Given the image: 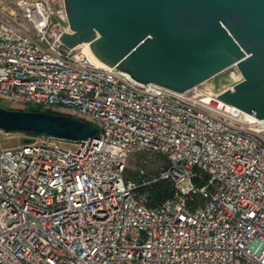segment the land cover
<instances>
[{
    "label": "built area",
    "instance_id": "1",
    "mask_svg": "<svg viewBox=\"0 0 264 264\" xmlns=\"http://www.w3.org/2000/svg\"><path fill=\"white\" fill-rule=\"evenodd\" d=\"M63 31V0H0V101L97 128L0 144V264H264V118L216 97L236 64L222 90L178 93L96 65ZM138 151L166 157L152 181L172 198L148 206L125 180Z\"/></svg>",
    "mask_w": 264,
    "mask_h": 264
},
{
    "label": "water",
    "instance_id": "2",
    "mask_svg": "<svg viewBox=\"0 0 264 264\" xmlns=\"http://www.w3.org/2000/svg\"><path fill=\"white\" fill-rule=\"evenodd\" d=\"M71 48L143 85L183 93L236 64L242 79L218 100L264 118V0H63ZM0 130L76 141L97 136L78 118L0 107ZM30 138L24 139L26 144Z\"/></svg>",
    "mask_w": 264,
    "mask_h": 264
},
{
    "label": "trees",
    "instance_id": "3",
    "mask_svg": "<svg viewBox=\"0 0 264 264\" xmlns=\"http://www.w3.org/2000/svg\"><path fill=\"white\" fill-rule=\"evenodd\" d=\"M0 107H3V106L0 104ZM4 108H6V107H4ZM24 110L42 111V112L53 113V114H63V113H59V112L52 111L49 109H43L40 107L26 108ZM63 115H65V114H63ZM21 133H24V134L29 135V136L40 135V134H34L32 132H21ZM144 152H146V151H138V152L134 153L136 160L138 161V164H144L143 163L145 160ZM151 154H154L153 160H152V162H150L151 165H154V167L151 168V170H150L151 172L145 171V173H144V171L142 169H138V171L132 172L128 169H125L124 178L126 181H133V182L135 181V182L140 183L141 178L143 176H145V175L157 176L161 170L165 169L168 166V161L163 154H160V153H151ZM196 183L201 184L200 182H197V181H196ZM137 193L139 195H143V197L145 198V203L148 206H154V205H158V204L162 203L163 201H165L167 199L172 198L174 196V193H175V188H174L173 183L170 180L159 179V180H156L154 182H150L149 184H145V185L139 184V186L137 188Z\"/></svg>",
    "mask_w": 264,
    "mask_h": 264
},
{
    "label": "rangeland",
    "instance_id": "4",
    "mask_svg": "<svg viewBox=\"0 0 264 264\" xmlns=\"http://www.w3.org/2000/svg\"><path fill=\"white\" fill-rule=\"evenodd\" d=\"M229 74H230V70H224L221 73H219L218 75H216L213 78L206 81V83L203 86H205L207 88H212L214 91H216L219 89V87H221L222 85H225L229 81ZM0 104L3 107H6L8 109L20 108V107H15V105H13L12 103L6 102V101H1ZM28 138H30L29 135H26V134L21 133V132L5 133V132L0 130V144L2 146H7V147L8 146H16V145L21 144L24 139H28ZM144 154H145V160L143 162L144 164H138V161L136 160L135 154H133L127 160L126 169H128L132 172H136V171H138V169H142L144 171V173H145V171L151 172L150 170H151V168L154 167V165H151L150 162H152L154 154H151V152H148V151L144 152ZM154 177H157V176L145 175L141 178L140 183L135 182V181L134 182L137 184H140V185H145V184H149L150 182H154V181H152V179ZM141 196H143V195H141Z\"/></svg>",
    "mask_w": 264,
    "mask_h": 264
},
{
    "label": "bare ground",
    "instance_id": "5",
    "mask_svg": "<svg viewBox=\"0 0 264 264\" xmlns=\"http://www.w3.org/2000/svg\"><path fill=\"white\" fill-rule=\"evenodd\" d=\"M88 44L87 43H83L81 44V47L83 48V51L89 56V58L98 66H105L104 64L100 63L98 60H96L92 55L91 53L89 52V49H88ZM206 83V82H205ZM209 83V82H208ZM227 84V83H226ZM225 84V85H226Z\"/></svg>",
    "mask_w": 264,
    "mask_h": 264
},
{
    "label": "crops",
    "instance_id": "6",
    "mask_svg": "<svg viewBox=\"0 0 264 264\" xmlns=\"http://www.w3.org/2000/svg\"><path fill=\"white\" fill-rule=\"evenodd\" d=\"M224 87H225V85H222L221 87H219L218 90H222ZM218 90H217V91H218Z\"/></svg>",
    "mask_w": 264,
    "mask_h": 264
}]
</instances>
